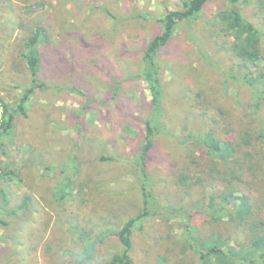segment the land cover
Returning <instances> with one entry per match:
<instances>
[{
	"label": "rangeland",
	"instance_id": "rangeland-1",
	"mask_svg": "<svg viewBox=\"0 0 264 264\" xmlns=\"http://www.w3.org/2000/svg\"><path fill=\"white\" fill-rule=\"evenodd\" d=\"M184 1L0 0V122L5 106L9 112L17 108L31 82L23 45L38 26L46 35L39 46L40 77L49 86L35 90L27 116L17 115L9 132L0 127V264H81L83 238L96 240L104 232L110 233L95 246L94 260L82 264H101L122 251L111 232L142 212L134 161L152 117L151 91L136 76L144 69V48L161 31L160 20L182 10ZM260 1L239 3L256 24ZM227 8V0H210L200 19L191 27L180 24L156 57L166 96L162 127L172 138L156 136L147 174L153 203L162 210L192 211L222 188L196 146L180 141L219 108L230 110L229 120L242 119L240 108L252 98L248 86H223L222 72L239 70L217 20ZM85 97L107 106L96 103L82 112ZM66 177L71 195L61 201L54 190ZM179 177L188 184L180 185ZM187 223L196 238L237 235L202 212ZM187 223L160 212L151 216L132 236L136 264H199L186 244Z\"/></svg>",
	"mask_w": 264,
	"mask_h": 264
},
{
	"label": "trees",
	"instance_id": "trees-1",
	"mask_svg": "<svg viewBox=\"0 0 264 264\" xmlns=\"http://www.w3.org/2000/svg\"><path fill=\"white\" fill-rule=\"evenodd\" d=\"M209 1L185 0L182 10L169 11L160 20V33L144 48V69L136 77L145 80L151 91L152 117L145 123V135L134 161L139 174L143 208L142 212L129 218L120 230L111 232L118 237L122 251L101 264H136L131 256L132 236L151 216L159 212L165 217L179 216L184 223L188 222L193 213L202 212L215 222L223 221L234 228L236 238L225 239L222 234L217 233L202 239L196 238L192 227L185 224L186 244L197 254L199 264H264V1L259 2L262 24L253 23L245 17L239 8L240 0H227L228 8L217 16L220 32L229 37V49L239 65L238 71L229 74L222 72L223 86L234 81L241 86H248L253 92L248 105L240 108L244 110L243 118L236 120L231 116L229 120L230 110L219 108L216 116L208 117L201 129L190 132L180 141L191 142L196 146L199 156L204 159L202 160L210 163L207 169L209 176L222 183V188L219 191L214 189L213 194H207L204 201L193 205L192 211L187 212L181 209L157 208L149 190L147 162L155 138L158 134L172 138L162 127V103L166 96L161 87L160 68L156 57L170 43L180 24L191 27L200 19V14ZM105 11L109 13L106 9ZM45 41V32L38 26L23 45L25 51L22 57L29 68L31 82L22 88L23 94L17 108L9 112L8 106H5L4 120L0 122L3 133L14 127L17 115L27 116V103L37 88H49L40 77L43 59L39 46ZM211 63L214 64L213 61ZM85 99L87 105L82 112L96 103L107 106L106 101L99 102L90 97ZM197 103L200 104L198 101ZM45 168L48 169L47 166ZM195 182L198 183L199 180ZM178 183L184 187L188 184V178L179 177ZM72 184L70 178H62L54 190L55 196L61 201L65 200L67 195H71ZM27 205L28 202H25L21 208ZM104 233L97 235L96 240L95 237L83 238L82 252L77 255L82 261L81 264L94 260L95 246L108 237L110 232Z\"/></svg>",
	"mask_w": 264,
	"mask_h": 264
}]
</instances>
